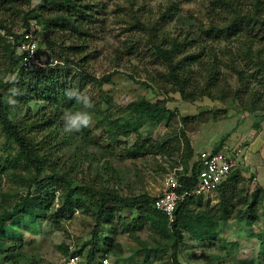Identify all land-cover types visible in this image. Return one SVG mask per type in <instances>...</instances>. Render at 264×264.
Masks as SVG:
<instances>
[{"label":"rangeland","instance_id":"1","mask_svg":"<svg viewBox=\"0 0 264 264\" xmlns=\"http://www.w3.org/2000/svg\"><path fill=\"white\" fill-rule=\"evenodd\" d=\"M169 1L176 5V18L164 21L161 14ZM215 1L0 0V24L6 28L0 29V92L7 98L12 88L23 93L15 106H8L9 119L34 140L48 166L67 173L73 186L89 194L108 189L123 197L155 198L165 175L187 169L201 150L237 153L234 180L193 197L177 258L180 264H264V12L256 13L251 32L244 27L240 34L227 36L225 27L235 15ZM237 2L242 15L251 11L248 0ZM26 16L36 30L38 47L60 70L48 89L77 88L94 104L91 126L80 133L31 128L36 120L51 116L52 103L41 95L42 87L33 80L36 74L10 72L8 36L29 27L24 25ZM78 19L84 23L81 28L76 27ZM174 45L179 46L171 71L154 47L169 51ZM62 46L80 47L84 67L76 65L77 56L63 60L57 52ZM47 70L38 73L45 77ZM238 72L246 78L243 83ZM140 98L172 116L150 128L147 141V126L140 128L145 145L153 148L130 159L124 151L137 136L112 142L106 126L113 119H128L127 105ZM16 152L0 124V215L27 194L35 175ZM46 173L43 178L50 176ZM60 190L44 203L49 218L22 216L2 227L0 244L11 245L16 257L5 263L2 253L0 264H65L69 247L80 250L85 260L95 240L97 196L90 199L85 193L83 206L70 214L61 207ZM112 208V224L97 231L100 253L95 263L109 249V264H172L169 234L154 229L146 213ZM208 227L211 237L197 239L198 231ZM107 237L110 243L104 241Z\"/></svg>","mask_w":264,"mask_h":264},{"label":"trees","instance_id":"2","mask_svg":"<svg viewBox=\"0 0 264 264\" xmlns=\"http://www.w3.org/2000/svg\"><path fill=\"white\" fill-rule=\"evenodd\" d=\"M67 3L71 2V0H64ZM215 2H219V4L226 9H231L232 13H234V18L225 27L224 32L227 33V36H233L240 34L244 27H247L248 32L250 28H252L254 22V18H256L257 14L261 11L264 12V0H248L249 6L251 11H246L245 14H241L239 8H241L240 4L237 0H216ZM254 12V13H253ZM261 12V14H262ZM176 5L173 1H169L166 4L164 9V13L162 15V19L164 21L173 20L176 18ZM34 15V13H32ZM264 15V13H263ZM250 18V19H248ZM24 25L25 28L29 26L28 16L24 18ZM83 21V19H81ZM76 27L81 28L84 23L80 22V20H76ZM83 23V24H82ZM250 27V28H249ZM63 31H66L64 26L61 27ZM0 29L6 30V28L0 24ZM7 32H9L7 30ZM222 32V31H221ZM223 32V33H224ZM9 35L13 36V43L9 42L8 45V52L10 56L11 66L10 72L13 73L15 70H19L21 75L26 74L29 75L30 73L36 74L33 80L37 82L36 84L42 87V91L40 92L44 99L50 101L51 110L50 115L46 119L42 118L40 120H36V124H31V128L39 129L44 128L53 132L56 128H63L64 122L62 120V116L66 111H74V109H80L81 105L77 104L74 100H68L67 97L64 95V91L53 92L48 89L56 80V75L60 74V70L55 67H48V76L42 77L38 73L43 69H37L30 72L25 71L20 66V57L16 55V43L19 41V34L10 33ZM39 44V43H38ZM179 45H174L172 50H165L160 46H155L154 51L156 55L160 56L166 63H169L174 70L175 65H172L173 61V54L176 48L178 49ZM39 53L44 54V51H41L40 48ZM58 55L62 57L63 60L69 61L71 57H76L75 63L77 66L83 68L86 62V59L82 57L81 49L78 46H70V47H60L57 50ZM186 62V58L185 61ZM177 66V65H176ZM59 68V67H58ZM65 68V67H61ZM47 69V68H45ZM42 73V72H41ZM33 74V75H34ZM243 73H237L238 79L240 82H244L246 80L245 76L242 75ZM187 76V74L185 75ZM172 77L174 81L181 85L180 79L178 75L173 72ZM32 80V79H31ZM106 83L109 81L107 79ZM182 81H185L183 79ZM3 85L1 84L0 87ZM182 86V85H181ZM69 102H68V101ZM64 105V108L60 105V103ZM109 101H106L108 103ZM105 103V104H106ZM67 105V106H66ZM8 106L7 97L3 93L0 92V124L3 128V131L6 137L12 141L17 146L16 157L18 160L23 161V163L30 167L34 171V178L32 184H30L29 190L27 194L20 197L19 200L11 207L10 210L4 211L0 215V231L2 227L5 226L6 223L15 220L16 218L26 216L33 219H40V218H49L51 215L49 214V207L44 206L46 202H48L49 197L54 196V192L58 189H61V196L60 202L61 207L72 214L75 209L80 208L83 206L85 193L89 194L88 192H82L78 189L77 186H73L74 181L72 179H68L67 173H59L56 172V168H51V166L47 165V160L39 155V150L37 145L33 142L31 138L27 137L22 131H20L17 126L9 119L8 117ZM81 111H89L92 113L91 109H82ZM125 112L129 115V118H122V119H113V121L109 122L106 126V131L108 132L109 139L112 142H119L118 137L128 138L131 134H135L137 136L135 142L131 146H127L124 151V155L130 159H136L138 157H143L148 154V150L153 148V145L148 146L145 145V141L143 140L142 133L140 132V128L143 126H147V133H145L146 141L150 138L151 131L150 128L154 129L156 126L160 125L162 122H167L171 119L172 112L164 107H160L154 105L144 98H140L136 101L130 102ZM57 130V129H56ZM53 135V134H52ZM57 135V134H55ZM48 144V143H47ZM164 147H161L160 150L162 151ZM220 149H214V152H218ZM44 156V155H43ZM191 156V155H190ZM193 158V157H192ZM18 163V161L16 162ZM19 164V163H18ZM198 167L193 165L191 170L190 177H182L180 181H182L183 186L188 189H192L195 185V176L197 174ZM48 172L50 174L49 177L43 178L45 174ZM185 173L187 169H185ZM236 177V170H232L225 180L217 190H219L226 182L234 180ZM35 188V189H33ZM216 190V191H217ZM98 194V195H97ZM97 196L96 200L98 203L94 205L95 211V227L93 231L94 242L88 251L85 260H82V264H101V260L103 258H107V251L109 249H105L103 251V255L101 260L98 263L96 262L97 255L100 253V250L97 248V231L100 226L108 225L110 226L113 221V208L117 206L121 209L127 211H134L139 210L140 212L146 213L148 220L151 222V226L160 232H165L169 234L171 237V248H172V264H180L178 261L177 255L180 249V245L182 244L184 238L182 235V229L185 227L186 222L190 219V205L192 204L193 197L186 198L183 200L177 207V210L174 214V221L173 223L169 224L167 217L156 211L153 208V202L156 199L151 198L145 194L129 197V196H121L114 190H103L101 193L92 191V194L88 195V198L94 199ZM91 206V205H90ZM93 206H91L92 209ZM57 216V215H56ZM55 216V217H56ZM195 216L196 218L198 215H192L191 217ZM210 225V224H208ZM206 230V232H204ZM211 230L209 227L207 229L199 230L196 234V238L199 240H204L206 237H211L210 234ZM206 235V236H205ZM106 243H110V237L104 239ZM109 245V244H108ZM11 245H7V243L0 244V255L4 254V262L5 263H12L14 262V258L16 255L11 250ZM74 255H81L80 250H76L73 252Z\"/></svg>","mask_w":264,"mask_h":264},{"label":"built area","instance_id":"3","mask_svg":"<svg viewBox=\"0 0 264 264\" xmlns=\"http://www.w3.org/2000/svg\"><path fill=\"white\" fill-rule=\"evenodd\" d=\"M19 41L16 43V55L20 57V66L27 72L45 69L56 64V60L48 59L46 55L40 54L36 30L33 25L19 33ZM8 40L13 43V36H8ZM236 153H229L226 150L214 152L212 150H201L193 156L187 172L180 167L169 171L163 181L162 189L153 202V208L167 217L168 223L174 221V214L178 205L189 197L208 195L215 192L219 186L225 182L230 172L237 167ZM193 165L198 167L195 176V185L192 189L185 188L180 179L190 177ZM70 255L65 260V264H82V258L74 255L73 247H69ZM108 262L105 257L101 264ZM109 264V263H108Z\"/></svg>","mask_w":264,"mask_h":264},{"label":"clouds","instance_id":"4","mask_svg":"<svg viewBox=\"0 0 264 264\" xmlns=\"http://www.w3.org/2000/svg\"><path fill=\"white\" fill-rule=\"evenodd\" d=\"M9 92L10 95L7 98V103L10 106H15L17 104L16 97L23 95V93L18 88H12ZM64 95L68 100H74L77 104L82 105L83 109L94 108L91 98L77 88L66 89ZM62 120L64 122L63 130L65 132L80 133L83 129L91 126L92 114L89 111H66L62 116ZM105 264H108V262L105 261Z\"/></svg>","mask_w":264,"mask_h":264}]
</instances>
